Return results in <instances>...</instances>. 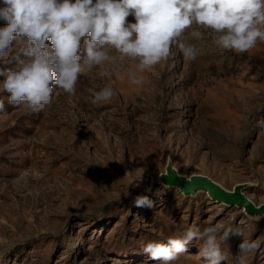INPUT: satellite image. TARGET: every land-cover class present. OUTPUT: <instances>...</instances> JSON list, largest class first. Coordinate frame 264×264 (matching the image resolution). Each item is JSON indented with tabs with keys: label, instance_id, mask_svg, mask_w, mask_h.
<instances>
[{
	"label": "rangeland",
	"instance_id": "rangeland-1",
	"mask_svg": "<svg viewBox=\"0 0 264 264\" xmlns=\"http://www.w3.org/2000/svg\"><path fill=\"white\" fill-rule=\"evenodd\" d=\"M193 30L195 61L173 46L166 61L140 72L138 61L113 50L115 62L82 74L74 96L57 88L41 112L5 99L0 264H160L142 252L145 244L217 223L242 233L222 244L221 264H233L243 240L257 245L246 264H264V214L160 180L170 161L181 176L205 175L230 191L243 185L264 204V42L238 55L218 48L210 30ZM133 72L141 84L131 83ZM108 84L116 95L93 105L92 94ZM138 195L153 207H135ZM202 243L190 242L176 264H204Z\"/></svg>",
	"mask_w": 264,
	"mask_h": 264
},
{
	"label": "clouds",
	"instance_id": "clouds-1",
	"mask_svg": "<svg viewBox=\"0 0 264 264\" xmlns=\"http://www.w3.org/2000/svg\"><path fill=\"white\" fill-rule=\"evenodd\" d=\"M130 16L135 22L128 21ZM0 20L6 21L0 27V94L7 93L0 96V113L5 115V99L38 113L51 105L57 88L74 96L82 74L115 62L113 50L119 59L138 61L140 72L166 61L173 46L185 60L195 61L201 49L189 42L200 35L188 31L193 25L210 30L218 48L238 55L264 42V0H0ZM130 81L142 83L135 72ZM115 95L108 84L90 102L110 103ZM134 206L151 208L153 201L138 195ZM231 235L242 233L231 224L203 230L193 225L167 242H148L142 252L160 264H176L196 240L203 242L199 252L204 264H221L228 259L222 244ZM256 247L243 240L233 264H246Z\"/></svg>",
	"mask_w": 264,
	"mask_h": 264
},
{
	"label": "water",
	"instance_id": "water-1",
	"mask_svg": "<svg viewBox=\"0 0 264 264\" xmlns=\"http://www.w3.org/2000/svg\"><path fill=\"white\" fill-rule=\"evenodd\" d=\"M160 180L168 186L178 188L186 196L195 195L202 191L216 202L242 207L245 213L250 216L264 214V204L256 206L247 198L241 191L243 185H236L230 191L205 175L181 176L170 161L167 162L165 172L160 175Z\"/></svg>",
	"mask_w": 264,
	"mask_h": 264
},
{
	"label": "bare ground",
	"instance_id": "bare-ground-1",
	"mask_svg": "<svg viewBox=\"0 0 264 264\" xmlns=\"http://www.w3.org/2000/svg\"><path fill=\"white\" fill-rule=\"evenodd\" d=\"M110 261H113V260H110Z\"/></svg>",
	"mask_w": 264,
	"mask_h": 264
}]
</instances>
